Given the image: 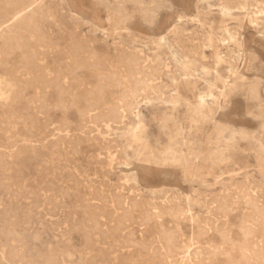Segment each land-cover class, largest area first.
<instances>
[{
	"label": "rangeland",
	"instance_id": "obj_1",
	"mask_svg": "<svg viewBox=\"0 0 264 264\" xmlns=\"http://www.w3.org/2000/svg\"><path fill=\"white\" fill-rule=\"evenodd\" d=\"M0 53V264H264V0H0Z\"/></svg>",
	"mask_w": 264,
	"mask_h": 264
},
{
	"label": "bare ground",
	"instance_id": "obj_2",
	"mask_svg": "<svg viewBox=\"0 0 264 264\" xmlns=\"http://www.w3.org/2000/svg\"><path fill=\"white\" fill-rule=\"evenodd\" d=\"M10 2V1H9ZM18 2V1H17ZM247 4V3H246ZM56 11V10H55ZM19 13V12H18ZM155 13V12H154ZM11 16V15H10ZM19 16V15H18ZM23 16V15H22ZM152 18V17H151ZM83 19V18H82ZM14 20H16V19H14ZM85 20V19H84ZM151 20V19H150ZM2 21V20H1ZM9 21V20H8ZM6 22V21H5ZM7 23V22H6ZM144 23V22H143ZM146 23V22H145ZM17 24V23H16ZM3 25V24H2ZM4 26H5V24H4ZM34 28V27H33ZM146 30V29H145ZM75 31V30H74ZM78 31V30H77ZM76 31V32H77ZM76 32H73L74 33V35H76L77 33ZM76 33V34H75ZM73 35V34H72ZM72 35H70L71 37H73ZM93 36V35H92ZM73 38H76V37H73ZM79 40V39H78ZM83 41V40H82ZM81 41V42H82ZM78 42V41H77ZM85 42V41H84ZM83 42V43H84ZM73 45V44H72ZM75 45V44H74ZM78 45V44H77ZM87 45V44H86ZM81 46V45H80ZM88 46V45H87ZM181 46V45H180ZM179 46V47H180ZM86 48V47H85ZM183 49V48H182ZM70 50H71V48H70ZM193 50V49H192ZM72 51H73V49H72ZM91 51H92V49H91ZM188 51V50H187ZM194 51V50H193ZM86 52H89V51H87L86 50ZM62 53V52H61ZM191 53V52H190ZM1 54V53H0ZM88 54V53H87ZM91 54V53H90ZM72 58H73V53H72ZM97 58V57H96ZM194 58V57H193ZM79 59V58H78ZM89 59V58H88ZM93 59V58H92ZM102 59H104V58H102ZM85 60V59H84ZM97 60V59H96ZM160 60V59H159ZM94 62V61H93ZM104 62V61H103ZM73 65V64H72ZM90 65V64H89ZM211 67V66H210ZM208 68V67H207ZM68 69V68H67ZM79 69H81V68H79ZM54 71V70H53ZM68 71H69V69H68ZM68 71H67V73H68ZM73 74V73H72ZM68 75V74H67ZM54 78H56V77H54ZM70 79V78H69ZM52 81V80H51ZM259 81V80H258ZM256 84V83H255ZM253 85V84H252ZM253 88V87H252ZM56 90V89H55ZM69 90H70V88H69ZM252 90V89H251ZM58 91V90H57ZM59 92V91H58ZM253 95V94H252ZM203 98L204 97H200V100L202 101L203 100ZM60 99V98H59ZM88 104H87V113H92V112H94L96 109H95V105L93 104V103H89V102H87ZM73 104V103H72ZM80 113V112H79ZM50 114V113H49ZM115 117V111H113V110H110V111H108L104 116H103V121H111L113 118ZM226 120V119H225ZM189 131V130H188ZM63 136V135H62ZM6 144V143H5ZM195 161H197V160H195ZM167 173V172H166ZM253 174V173H252ZM164 177V176H163ZM260 188V187H259ZM231 190V189H230ZM120 196H118V198H119ZM120 198H123L122 196L120 197ZM122 200V199H121ZM116 201H117V199H116ZM120 201V200H119ZM221 201V200H220ZM118 202V201H117ZM123 202V201H122ZM215 202V201H214ZM120 203V202H119ZM217 203H219V202H217ZM122 204V203H121ZM176 205H178V204H176ZM118 206H119V204H118ZM125 206V205H124ZM208 206V205H207ZM221 206H222V204H221ZM120 208H121V206H119ZM171 207H173V206H171ZM179 207H180V204H179ZM210 207V206H209ZM118 208V207H117ZM119 208V209H120ZM178 208V207H177ZM181 208V207H180ZM213 208H215V207H213ZM171 209H173V208H171ZM182 209V208H181ZM211 209V208H210ZM117 210V209H116ZM128 210V209H127ZM183 210V209H182ZM207 210V209H206ZM122 211V210H121ZM161 211V210H160ZM169 211V210H168ZM175 211V210H174ZM174 211H172L171 210V213H173ZM178 211V210H177ZM180 212H181V210H179ZM178 211V212H179ZM184 212H185V210H184ZM162 213V212H161ZM170 213V215H172ZM124 214H125V212H124ZM124 214H122V215H124ZM163 214V213H162ZM162 214H160V215H162ZM168 214H169V212H168ZM167 214V215H168ZM174 214H177V213H174ZM185 214V213H184ZM183 215V213L181 214V216ZM156 216H158V214H156ZM173 216H175V215H173ZM184 216V215H183ZM126 217H128V216H126ZM153 217V216H152ZM178 217V216H177ZM156 218V217H155ZM185 218V217H184ZM214 218H216L215 216H214ZM175 218H173V220H174ZM177 219V218H176ZM175 219V220H176ZM180 219V218H179ZM193 219V218H192ZM191 219V220H192ZM213 219V218H212ZM253 219V218H252ZM127 220V219H126ZM181 220V219H180ZM123 221V220H122ZM121 221V222H122ZM176 221H178V220H176ZM188 221V220H187ZM124 222V221H123ZM159 222V221H158ZM175 222V221H174ZM212 222V221H211ZM160 223V222H159ZM208 223H210V222H208ZM120 224V223H119ZM124 224V223H123ZM262 224V223H261ZM179 226V225H178ZM197 227V226H196ZM200 227V225L198 224V227L197 228H199ZM178 230V229H177ZM179 231V230H178ZM206 231V230H205ZM162 232V231H161ZM169 231H167V232H165L166 234L168 233ZM171 232V231H170ZM177 232V231H176ZM169 234V233H168ZM173 234H174V232H173ZM172 234V235H173ZM176 234V233H175ZM180 234V233H179ZM199 234V233H198ZM162 235V234H161ZM170 236V235H166V237H165V241H166V243H167V246L165 245L164 247H165V249L166 248H168L170 251H176V250H180L181 251V253H182V255L184 254L185 255V257H187V256H189L190 257V255H191V253L193 252H191L189 249H187L188 247H186V248H180V249H178V247H177V238H180V237H177L176 238V241H175V238L173 237V236ZM178 236H180V235H178ZM162 237V236H161ZM193 237V236H192ZM262 238H264V237H262ZM193 240V239H192ZM192 240H190V241H192ZM253 241V240H252ZM164 242V241H163ZM264 243V242H263ZM163 244V243H162ZM189 245H190V243H188ZM192 244H194V243H192ZM185 246V245H184ZM163 247V245L161 246V248ZM163 247V248H164ZM181 247V246H180ZM189 248H190V246H189ZM206 248H208V247H206ZM168 249H166V250H164V251H168ZM204 249V248H203ZM195 251V250H194ZM249 251V250H248ZM166 253V252H165ZM168 253H170V252H168ZM174 253V252H173ZM179 253V252H178ZM172 254V253H171ZM175 254V253H174ZM197 254V253H196ZM202 254H204V253H202ZM208 254H210V253H208ZM251 254V253H250ZM166 255V254H165ZM165 255H162V256H164L165 257ZM173 255V254H172ZM172 255H170V256H172ZM183 255V256H184ZM207 255V254H206ZM205 255V256H206ZM252 255V254H251ZM168 256V255H167ZM174 256V255H173ZM172 256V257H173ZM175 257V256H174ZM188 257V258H189ZM193 257V256H192ZM207 257V256H206ZM205 257V258H206ZM245 257H247V256H245ZM249 258V257H248ZM166 259V258H165ZM164 259V260H165ZM172 259V258H171ZM174 259V258H173ZM184 260H185V258H183ZM183 259H181V262L179 261L178 263H185L184 261H183ZM187 259V258H186ZM245 259V258H244ZM247 259V258H246ZM245 259V261H247ZM253 259V258H252ZM167 260V259H166ZM175 260V259H174ZM180 260V259H179ZM204 260V259H203ZM203 260H201V261H203ZM193 261H194V259H193ZM200 262V261H199ZM171 263V262H170ZM170 263H168V264H170ZM196 263V262H195ZM203 263H204V261H203ZM236 263V262H235ZM173 264V263H172ZM212 264V263H211ZM240 264V263H239ZM248 264V263H247Z\"/></svg>",
	"mask_w": 264,
	"mask_h": 264
}]
</instances>
